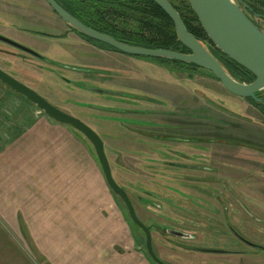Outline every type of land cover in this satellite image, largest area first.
<instances>
[{
    "label": "rangeland",
    "instance_id": "1",
    "mask_svg": "<svg viewBox=\"0 0 264 264\" xmlns=\"http://www.w3.org/2000/svg\"><path fill=\"white\" fill-rule=\"evenodd\" d=\"M170 1L179 8L187 3ZM251 17L264 30V19ZM129 26L133 31L135 26ZM36 32L55 37L69 34L45 0H0V35L43 57L37 59L0 42V68L101 138L113 179L128 194L144 225L154 228L151 235L158 257L170 264H264V250L245 244L264 246V111L227 92L206 70L114 51L101 54L72 35L56 40ZM73 66L95 74L64 69ZM5 90L21 96L0 82V93ZM122 109L130 116L125 117ZM140 109L170 114L165 116L173 128L168 132L178 140L154 139L162 130L139 123L156 117H137L134 110ZM71 130L97 164L83 146L74 168L95 169L92 184L97 190L94 205L87 203L86 209L78 211L111 222L120 240L124 230L125 244L114 246L117 253L124 255L134 247L155 264L147 253L144 232L107 187L94 148ZM187 138L198 139V144H188ZM20 211L17 224H0V264H93L92 258L77 256L79 246L86 243V226L77 224V218L69 223L67 216H76L75 210H49L59 218L47 221L67 223L31 225L23 222ZM169 230L192 238L174 237ZM199 247L237 249L242 254L201 253Z\"/></svg>",
    "mask_w": 264,
    "mask_h": 264
},
{
    "label": "crops",
    "instance_id": "2",
    "mask_svg": "<svg viewBox=\"0 0 264 264\" xmlns=\"http://www.w3.org/2000/svg\"><path fill=\"white\" fill-rule=\"evenodd\" d=\"M3 99H7L8 103L1 101ZM103 107L112 108L109 105ZM123 110L125 117L130 116L126 115L127 109ZM97 111L110 114L108 110ZM134 113L137 117L155 115L145 109L134 110ZM125 117L122 119L125 120ZM155 117L153 121L134 122L144 127L158 124L161 120L167 122L164 116ZM83 146V140L70 127L54 122L25 98L6 90L0 93V224H17L19 210L23 222L29 225L67 223L46 219L59 218L55 213L52 216L49 210L70 208L76 211V216L75 213L67 216L69 223L77 218V224L86 226V243L79 246L81 251H77V256L92 258L93 264H149L140 252L132 249L134 247H130L124 255L117 253L114 246L125 244L124 230L120 240L111 222H105L96 213L83 216L78 211L86 209L89 206L87 203L94 205L97 190L92 184L96 178L95 169L74 168ZM85 148L96 164L88 148ZM180 182L184 181L180 179ZM179 185L185 187L182 183ZM126 245H130L129 242ZM122 248L125 250V247Z\"/></svg>",
    "mask_w": 264,
    "mask_h": 264
},
{
    "label": "water",
    "instance_id": "3",
    "mask_svg": "<svg viewBox=\"0 0 264 264\" xmlns=\"http://www.w3.org/2000/svg\"><path fill=\"white\" fill-rule=\"evenodd\" d=\"M45 1L61 18L63 23L77 35L105 44L126 55L161 59L169 62L176 61L197 66L211 73L230 94L242 99L252 100L264 108V98L258 96L259 93L264 92V30L253 22V19L245 11L246 5L240 0H188L213 46L203 44L187 30L180 14L169 0H151L172 20L178 40L189 51L186 54L162 49L135 47L122 43L111 36L87 27L61 7L56 0ZM0 42L33 56L43 58L33 50L1 35ZM216 50L249 71L255 77V80L251 83H241L233 79L220 63L218 59L220 54ZM0 82L23 96L48 118L58 124L73 128L90 142L94 148L107 186L122 200L132 222L144 232L146 250L149 257L156 264H166L153 251L150 228L137 218L128 194L113 179L101 138L81 120L57 109L33 89L1 68ZM91 90L102 94L107 93L98 89ZM169 234L174 237L188 238V235L175 230H169ZM206 251L211 253L218 252L214 250Z\"/></svg>",
    "mask_w": 264,
    "mask_h": 264
},
{
    "label": "trees",
    "instance_id": "4",
    "mask_svg": "<svg viewBox=\"0 0 264 264\" xmlns=\"http://www.w3.org/2000/svg\"><path fill=\"white\" fill-rule=\"evenodd\" d=\"M73 17L87 27L111 36L116 40L130 46L148 49H162L180 53L189 51L180 43L177 38L175 26L168 15L151 0H56ZM170 1V0H169ZM183 8H179L172 1L170 3L180 14L187 30L205 45L213 46L207 34L203 30L189 1ZM244 3L245 11L251 16L264 19V0H240ZM252 18V17H251ZM255 23V21H253ZM135 26L133 31H129V25ZM261 28L257 23H255ZM94 45L118 52L115 49L84 37ZM219 52L218 50H216ZM218 58L229 75L238 82L251 83L255 77L246 69L227 58L221 52ZM163 63L169 61L161 60ZM171 63L183 64L189 68L197 66L172 61ZM212 75V74H211ZM214 78V76L212 75ZM264 98V92L258 94ZM253 105L264 111V108L248 100ZM150 258V257H149ZM151 259V258H150ZM152 260V259H151ZM153 263H155L152 260ZM156 264V263H155Z\"/></svg>",
    "mask_w": 264,
    "mask_h": 264
},
{
    "label": "flooded vegetation",
    "instance_id": "5",
    "mask_svg": "<svg viewBox=\"0 0 264 264\" xmlns=\"http://www.w3.org/2000/svg\"><path fill=\"white\" fill-rule=\"evenodd\" d=\"M62 7V6H61ZM55 13V12H54ZM56 14V13H55ZM57 15V14H56ZM58 16V15H57ZM59 17V16H58ZM60 18V17H59ZM61 19V18H60ZM63 22V21H62ZM68 32H69V34L68 33H66L65 35H64V37H55L54 35L52 36V35H47V33H41V32H36L35 33V35H37V36H42L43 38H47V39H58V38H60V39H67V37L69 36V35H72L74 38H76V39H78V41H81V42H83V43H85V44H87V45H89L90 47H93V48H95V49H97V50H99V51H101V52H109L110 50H107V49H104V48H101V47H98V46H96V45H94L93 43H91V42H89L87 39H85L83 36H80V35H77L75 32H73L71 29H69L68 28ZM60 39H58V40H60ZM118 53H120V52H118ZM35 58H37V59H40L39 57H36V56H34ZM41 60H45V59H41ZM46 61V60H45ZM64 69H66V70H68V71H70V72H83V74H89V75H92L91 73H94L95 74V72H86L85 70H87L88 68H86V67H80V66H73V67H71V68H68V67H64ZM89 70H91V69H89ZM94 71H96V74H100L99 73V71H97V70H94ZM155 102H157V101H155ZM122 112H124L125 113V110H123L122 109ZM153 115V114H152ZM155 115H159V116H168V115H170V114H165V113H159V114H155ZM147 127H150V128H152V129H158V128H160L161 130H162V132L161 133H157V134H155L154 135V139H158L159 141H162V142H164V143H170V142H174V141H177L178 140V137H174L173 136V134L172 133H169L168 132V130H172L173 128L171 127V124L170 123H168V122H160L159 124H157V123H152L150 126H147ZM191 141V142H190ZM196 141H198V139H190V138H187V140H186V142H188V144H193V145H197L198 143L196 142ZM211 158V157H210ZM212 158H214V157H212ZM170 166H174V165H170ZM184 168H186V169H188V170H192V169H197L196 167H193V166H185ZM185 175H188V174H185ZM189 176V175H188ZM181 177V176H180ZM195 180H198V179H195ZM187 181V180H186ZM187 182H190V181H187ZM136 213V212H135ZM136 216H137V213H136ZM137 218L139 219V217L137 216ZM140 220V219H139ZM141 221V220H140ZM142 222V221H141ZM143 223V222H142ZM144 224V223H143ZM175 224V223H174ZM178 224V223H177ZM157 226H159V225H157ZM150 228V232L154 229L153 227H149ZM152 233V232H151ZM151 237H152V235H151ZM197 237V236H196ZM195 237V238H196ZM192 238V235H188V238L187 239H191ZM240 239V238H239ZM245 239V238H244ZM152 240H153V237H152ZM247 241H249L248 239H246ZM184 241H187V243H190L191 242V240H184ZM242 241V240H241ZM243 242V241H242ZM243 243H245V242H243ZM246 245H247V247H249L250 249L251 248H257V249H261V250H264V246H262V245H257L256 243H253V242H251V241H249L248 243H245ZM152 247H153V251H154V253H155V255L158 257V255L156 254V252H155V249H154V246H153V241H152ZM187 249H190V250H192V249H194V247L192 246H189ZM199 249V250H198ZM197 252H204V253H211V252H207L206 251V249H203V248H201V247H199V248H197ZM214 251H218L217 253H211V254H220V255H223V254H225V255H237V254H242V252H240V251H238L237 249L235 250H233V249H228V250H222V249H216V250H214ZM242 251V250H241ZM159 258V257H158ZM162 262H164V263H166V264H170V263H168V262H166V261H164V260H162L161 258H159Z\"/></svg>",
    "mask_w": 264,
    "mask_h": 264
}]
</instances>
